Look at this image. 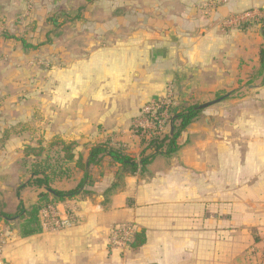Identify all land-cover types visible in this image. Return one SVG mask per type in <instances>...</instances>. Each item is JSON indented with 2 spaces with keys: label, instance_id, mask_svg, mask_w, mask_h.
Listing matches in <instances>:
<instances>
[{
  "label": "crops",
  "instance_id": "crops-1",
  "mask_svg": "<svg viewBox=\"0 0 264 264\" xmlns=\"http://www.w3.org/2000/svg\"><path fill=\"white\" fill-rule=\"evenodd\" d=\"M246 10L259 20L264 0H154L141 10L154 22L113 27L122 36L112 34L76 60L73 73L60 74L58 127H43L42 140L75 142L74 159L83 161L108 138L138 161L143 135L134 121L154 99L171 93L176 108L221 99L181 132L174 153L155 155L119 186L112 188L117 164L107 155L91 164L92 194L52 206L62 217L73 212L75 224L21 236L0 221V264H264V25L222 22ZM34 142L12 135L0 145L6 212L37 200L40 189L19 188L30 177L22 148ZM66 165L53 188L69 190L83 177ZM119 223L143 230L144 244L111 246Z\"/></svg>",
  "mask_w": 264,
  "mask_h": 264
},
{
  "label": "rangeland",
  "instance_id": "rangeland-1",
  "mask_svg": "<svg viewBox=\"0 0 264 264\" xmlns=\"http://www.w3.org/2000/svg\"><path fill=\"white\" fill-rule=\"evenodd\" d=\"M153 5L154 0H0V145L6 132V138L18 135L36 144L43 127H58L60 74L73 73L75 61L110 42L112 34L122 36L113 27L154 22L141 11ZM257 23L264 25V17L235 25Z\"/></svg>",
  "mask_w": 264,
  "mask_h": 264
},
{
  "label": "trees",
  "instance_id": "trees-1",
  "mask_svg": "<svg viewBox=\"0 0 264 264\" xmlns=\"http://www.w3.org/2000/svg\"><path fill=\"white\" fill-rule=\"evenodd\" d=\"M12 37V36H10ZM18 39V38H15ZM24 47H33L25 40L20 39ZM264 57V50L260 51V59ZM199 104L196 102H184L181 106H170L168 114L173 123V132L170 131L164 134L151 133L148 136L141 128L134 127L133 130L137 134L143 135L141 143L143 148L140 151L138 161L136 158L130 156L122 143L118 141L111 144L110 139L97 143L89 150L86 161H83L82 155H78L74 159L75 142H65L58 137L52 138L51 141L44 143V140H37L35 145L26 144L23 148V165H28V173L30 177L26 183L21 184L19 188L24 186H33L40 191L37 193V200L28 207L24 205L22 200H19L12 212H6L0 209V221L13 228H17L21 236H28L38 233L42 229V211L55 205L59 201L72 199L77 195H91L92 192L85 188L89 178V167L96 163L103 155H107L113 163L117 164L114 173L115 182L112 188L119 186L125 174H134L138 170H143L149 160L157 154L164 153L170 155L174 153L179 145L177 139L181 132L194 121L202 109L198 108ZM176 122V123H175ZM7 132L1 142H5L8 138ZM55 149L54 154L50 155L49 151ZM150 151L149 153H146ZM33 157V158H28ZM29 160V161H28ZM72 165L84 172L83 177L69 190H58L53 188L52 182L56 178L66 177L68 175L69 166ZM107 190V192H109ZM145 242V233L143 230L134 231L130 242L131 248H138Z\"/></svg>",
  "mask_w": 264,
  "mask_h": 264
},
{
  "label": "built area",
  "instance_id": "built-area-1",
  "mask_svg": "<svg viewBox=\"0 0 264 264\" xmlns=\"http://www.w3.org/2000/svg\"><path fill=\"white\" fill-rule=\"evenodd\" d=\"M254 12H244L233 14L223 19V25H235L237 23L253 20L256 18ZM172 94L168 93L164 97H160L145 104L139 116L134 121L136 128H141L146 135L151 133L164 134L169 130L171 122L168 114V108L173 106ZM44 214V215H43ZM42 226L47 229L60 230L69 227L77 222V217L73 212H67L64 217L59 215L52 206L42 211ZM135 226L128 223H119L111 227L109 233V244L118 250H124L130 247L132 234ZM4 244V237L0 235V254Z\"/></svg>",
  "mask_w": 264,
  "mask_h": 264
},
{
  "label": "water",
  "instance_id": "water-1",
  "mask_svg": "<svg viewBox=\"0 0 264 264\" xmlns=\"http://www.w3.org/2000/svg\"><path fill=\"white\" fill-rule=\"evenodd\" d=\"M221 98H217L215 100H212V101H209V102H205V103H202V104H199L198 108L199 109H203V108H206L207 106L209 105H212V104H215L217 103L218 101H220ZM173 132V123L172 121L170 122V133Z\"/></svg>",
  "mask_w": 264,
  "mask_h": 264
}]
</instances>
